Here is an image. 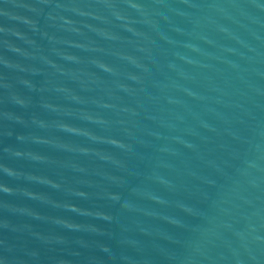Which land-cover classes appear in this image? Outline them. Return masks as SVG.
Returning a JSON list of instances; mask_svg holds the SVG:
<instances>
[{
	"label": "water",
	"instance_id": "water-1",
	"mask_svg": "<svg viewBox=\"0 0 264 264\" xmlns=\"http://www.w3.org/2000/svg\"><path fill=\"white\" fill-rule=\"evenodd\" d=\"M0 264H264V0H0Z\"/></svg>",
	"mask_w": 264,
	"mask_h": 264
}]
</instances>
